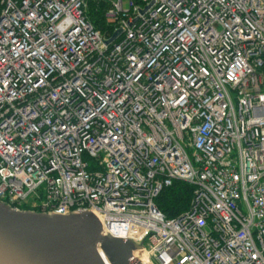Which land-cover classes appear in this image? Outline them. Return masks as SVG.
Returning <instances> with one entry per match:
<instances>
[{"label": "built area", "instance_id": "obj_1", "mask_svg": "<svg viewBox=\"0 0 264 264\" xmlns=\"http://www.w3.org/2000/svg\"><path fill=\"white\" fill-rule=\"evenodd\" d=\"M0 202L97 212L134 264H264V0H0Z\"/></svg>", "mask_w": 264, "mask_h": 264}, {"label": "water", "instance_id": "obj_2", "mask_svg": "<svg viewBox=\"0 0 264 264\" xmlns=\"http://www.w3.org/2000/svg\"><path fill=\"white\" fill-rule=\"evenodd\" d=\"M134 264V244L102 234L93 212L17 211L0 202V264Z\"/></svg>", "mask_w": 264, "mask_h": 264}, {"label": "trees", "instance_id": "obj_3", "mask_svg": "<svg viewBox=\"0 0 264 264\" xmlns=\"http://www.w3.org/2000/svg\"><path fill=\"white\" fill-rule=\"evenodd\" d=\"M191 188L183 182H176L174 186L163 191L158 198L159 207L169 216H175L186 209L191 199Z\"/></svg>", "mask_w": 264, "mask_h": 264}, {"label": "bare ground", "instance_id": "obj_4", "mask_svg": "<svg viewBox=\"0 0 264 264\" xmlns=\"http://www.w3.org/2000/svg\"><path fill=\"white\" fill-rule=\"evenodd\" d=\"M18 211V210H17ZM93 214H95V216L99 219V221H100V216H99V214L97 213V212H94L93 211ZM104 228V227H103ZM102 231H103V229H102ZM99 245V252L101 253V256L103 257V259L107 262V264H110V262H109V260L107 259V257L104 255V253H103V251H102V249L100 248V243L98 244ZM135 257L142 263V264H144L143 262V260L145 259L144 257H143V254L139 251V250H137L136 252H135ZM146 263V262H145ZM147 264V263H146Z\"/></svg>", "mask_w": 264, "mask_h": 264}, {"label": "rangeland", "instance_id": "obj_5", "mask_svg": "<svg viewBox=\"0 0 264 264\" xmlns=\"http://www.w3.org/2000/svg\"><path fill=\"white\" fill-rule=\"evenodd\" d=\"M13 209H14V207H12ZM23 210H25V211H31L30 210V206H28V205H23L22 207H21Z\"/></svg>", "mask_w": 264, "mask_h": 264}]
</instances>
